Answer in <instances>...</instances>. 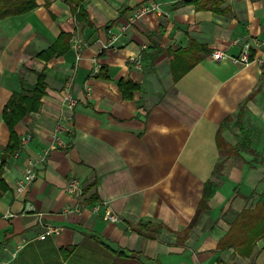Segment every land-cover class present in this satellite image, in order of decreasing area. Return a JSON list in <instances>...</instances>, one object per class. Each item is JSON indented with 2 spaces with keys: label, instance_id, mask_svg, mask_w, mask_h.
Returning a JSON list of instances; mask_svg holds the SVG:
<instances>
[{
  "label": "crops",
  "instance_id": "1",
  "mask_svg": "<svg viewBox=\"0 0 264 264\" xmlns=\"http://www.w3.org/2000/svg\"><path fill=\"white\" fill-rule=\"evenodd\" d=\"M146 1L81 0L79 18L65 0H36L31 11L0 20V264H264V237L248 257L218 247L226 210L264 192V0H153L160 13L129 23ZM126 24L110 44L108 29ZM61 31L69 48L37 58ZM245 43L256 58L247 65L212 57L238 55ZM38 71L46 75L40 106L15 125L18 139H31L8 155L3 106L14 91L33 89ZM121 79L139 85L130 99L119 92ZM65 89L77 99L72 112L62 104ZM62 115L69 147L49 148L17 194L16 180L48 148ZM245 133L255 154L234 149ZM70 178L89 190L68 193ZM209 184L214 193L196 216ZM97 202L120 220L103 219ZM139 222L158 233L137 231ZM43 224L63 230L40 239Z\"/></svg>",
  "mask_w": 264,
  "mask_h": 264
},
{
  "label": "trees",
  "instance_id": "2",
  "mask_svg": "<svg viewBox=\"0 0 264 264\" xmlns=\"http://www.w3.org/2000/svg\"><path fill=\"white\" fill-rule=\"evenodd\" d=\"M65 1L71 6L72 10L76 12V16L78 15V17L81 18L83 15V10L80 8L81 0ZM36 6V0H0V20L11 16L25 14L34 9ZM69 39L70 35L61 31L55 41L51 43L47 49L38 52L35 56L46 61L51 59L53 56L62 55L67 48H69ZM252 55L253 54L251 53V56ZM193 64L194 62H188L185 66L183 65L181 71L188 70ZM45 79L46 75L44 72L38 71L37 81L33 89L28 91L22 88L19 91H14L3 106L2 118L4 123L7 125L10 134L9 141L5 147V151L8 155L15 153L18 149L19 139L15 131V125L25 115H28L30 112L37 111L40 106V99L45 93ZM138 86L139 85L137 83L128 79H121L118 82L119 92L124 99H130L133 96V92L138 89ZM235 125L241 127L239 114L237 116V120L235 121ZM218 142L221 147L223 144L222 141L219 139ZM236 145L237 146L234 148L236 151L246 150L255 154L250 147V137L246 133L239 138V142ZM255 159L257 161V157ZM260 161L264 162V158ZM5 189L6 185L0 177V191ZM88 190L89 186H83L80 195L85 194ZM213 193L214 188L211 184L204 188L196 216L199 214L201 209L205 208L206 200L211 197ZM90 197H92V195ZM242 198L246 202H249V205H246L232 215L228 221L227 231L218 242V247H234L239 255L248 257L254 251L256 241L264 237V192H257L253 190L249 195H243ZM148 226H152V228L149 229ZM189 227L190 226L186 229ZM135 228L137 231L148 236L155 235L159 231V226L150 223L139 222L135 225ZM121 253L118 252L117 256L123 257L124 261L133 262V260L136 259L134 255L130 257V255Z\"/></svg>",
  "mask_w": 264,
  "mask_h": 264
},
{
  "label": "built area",
  "instance_id": "3",
  "mask_svg": "<svg viewBox=\"0 0 264 264\" xmlns=\"http://www.w3.org/2000/svg\"><path fill=\"white\" fill-rule=\"evenodd\" d=\"M151 12L160 13L161 9H160L159 4L156 3L155 1L147 0L146 2L141 3L134 9V11L128 17V22L132 23L135 20ZM127 27H128V24L122 26L119 32L117 33L112 32L111 29H108V33L111 35L110 44L115 42L120 37V35L123 34L124 31H126ZM72 47L76 50V58L79 59L80 58V55H79L80 46L76 40L72 42ZM212 57L214 60H221L225 57H229L233 63L241 64V65H247L251 61H254L256 59L253 57V55L251 56L250 45L248 43H245L243 45L238 55L228 56L224 52L220 50H216L212 53ZM91 61L93 64L92 73L96 74L100 70L97 56H94L91 59ZM132 61H135V58H132ZM259 62H262V60L259 59ZM61 100H62V104L64 108L68 112H72L75 106L77 105V99L72 95V93L68 89H65L63 91ZM68 119H69V116H66V115L61 116L51 136V143L49 144L48 148L42 149L40 153L38 154L37 158L28 160L25 172L15 182V191L17 194L23 193L26 186L34 180V178L36 177L37 168L45 160L49 148L67 149L69 147L68 141L63 137V131L66 130L65 122ZM30 139H31L30 134L22 135L19 138L18 149L19 150L25 149ZM82 187H83L82 184L77 179L70 178L68 179L66 183L65 190L70 194L80 195L82 191ZM75 210H78V209H75ZM93 210L97 213L100 212L103 219L108 220L110 222H118L120 220L119 216L115 214L105 202L95 203L93 205ZM43 227H44L43 232L38 236V238L40 239H44L46 236H50L53 234H58L59 232L63 230V227L61 226H53L50 224H43Z\"/></svg>",
  "mask_w": 264,
  "mask_h": 264
},
{
  "label": "rangeland",
  "instance_id": "4",
  "mask_svg": "<svg viewBox=\"0 0 264 264\" xmlns=\"http://www.w3.org/2000/svg\"><path fill=\"white\" fill-rule=\"evenodd\" d=\"M230 131L231 132H235V134H237V135H239L240 134V136L242 135L241 134V132L240 131H238V127H236V126H231V128H230ZM254 159H252V160H255L256 161V157H253ZM259 160H261V159H259ZM256 162H258V158H257V161ZM245 201V200H244ZM246 205H249V202H246L245 201V204H244V206L243 207H245ZM242 207V208H243ZM237 211H239V210H235L234 208H228L227 210H226V212L224 213V215L223 216H226L228 219H230L231 217H232V215L235 213V212H237ZM149 228H151L152 226H148Z\"/></svg>",
  "mask_w": 264,
  "mask_h": 264
}]
</instances>
